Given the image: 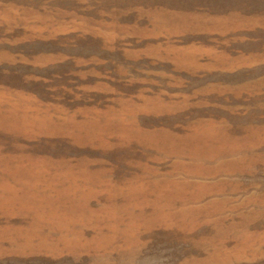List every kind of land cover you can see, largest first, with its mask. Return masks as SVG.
<instances>
[{"label":"rangeland","instance_id":"rangeland-1","mask_svg":"<svg viewBox=\"0 0 264 264\" xmlns=\"http://www.w3.org/2000/svg\"><path fill=\"white\" fill-rule=\"evenodd\" d=\"M221 131L248 139L251 167L196 158ZM262 156L264 0H0V264L249 247L264 235ZM155 207L234 208L189 230Z\"/></svg>","mask_w":264,"mask_h":264},{"label":"bare ground","instance_id":"bare-ground-1","mask_svg":"<svg viewBox=\"0 0 264 264\" xmlns=\"http://www.w3.org/2000/svg\"><path fill=\"white\" fill-rule=\"evenodd\" d=\"M225 131H221L218 134L220 135V137L217 138L214 142L213 141L209 142L213 144H209V143L201 144L199 140L193 138L194 140L199 142L196 145V150H195L196 153L194 154L196 155V158L206 157V156L210 157L209 152L213 153L214 150L217 149L220 151L223 160L229 162L228 163L229 166H237L236 169L239 170L241 167H243L244 163L245 164L247 163V165L251 167V161H254L256 159V155L255 154L252 155L251 153H249V151L247 153L245 152L247 150L245 149V147L248 144V139L231 138L228 136V134ZM231 144L233 146H231ZM228 156H231L229 160H227ZM240 162H242V164ZM205 164H207V162H205ZM226 165L227 164L225 163L221 164L222 167H228ZM206 170L208 169L202 163H200V168L198 169V171L205 172ZM211 172H215V170L210 171V173ZM219 183H218L219 185H227V182L225 181ZM199 185L209 188L212 187L211 184H207L206 182H200ZM176 208L177 207H155L156 212L160 216L161 223L162 221L165 223L175 221L180 224H183L189 230H192L197 227H200L202 224L205 223L214 224L218 226L225 224L226 222L230 221V217L224 215L225 211L226 210L231 211L234 207H179L178 209ZM189 225L193 227H190ZM218 230L219 229L216 230L217 233H212L218 236L217 238H219L220 234L223 233L220 232V230L219 231ZM259 236L260 237H258V235H255L256 239L255 241L248 244L249 247H244L242 243L241 245H238L239 246L238 248L235 247V250L233 249L232 252L229 250L227 251L224 247H221L217 244H211L210 246L214 248V252L210 253L209 255L210 257L208 259H203L201 263L186 262L184 264H210L213 262L218 263V261H220L221 263L229 264V263H238L243 260H248V261H255L257 259L261 260L264 258V252H262L264 250V235L259 234ZM206 243H214V242L212 240L209 242H205V244Z\"/></svg>","mask_w":264,"mask_h":264}]
</instances>
